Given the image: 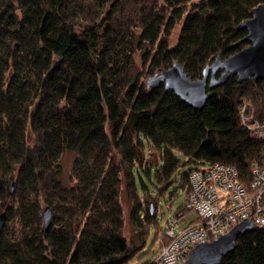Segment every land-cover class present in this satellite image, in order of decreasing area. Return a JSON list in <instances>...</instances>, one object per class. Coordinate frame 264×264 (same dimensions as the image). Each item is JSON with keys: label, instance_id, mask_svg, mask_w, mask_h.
<instances>
[{"label": "trees", "instance_id": "trees-1", "mask_svg": "<svg viewBox=\"0 0 264 264\" xmlns=\"http://www.w3.org/2000/svg\"><path fill=\"white\" fill-rule=\"evenodd\" d=\"M259 4L264 0H0V264H130L150 240L157 253L168 242L160 202L174 182L185 195L198 164L231 166L238 183L249 185L264 142L250 136L239 112L250 103L264 119V80L230 77L199 110L163 84L145 82L173 62L200 78L217 56L246 46L238 25ZM136 53L144 74L131 76ZM65 152L74 159L63 184ZM141 175L153 178L152 190ZM123 192L136 231L131 244L123 234ZM42 207L51 210L47 228ZM178 212L187 213L183 203L167 225ZM220 264H264V228L239 235Z\"/></svg>", "mask_w": 264, "mask_h": 264}, {"label": "built area", "instance_id": "built-area-1", "mask_svg": "<svg viewBox=\"0 0 264 264\" xmlns=\"http://www.w3.org/2000/svg\"><path fill=\"white\" fill-rule=\"evenodd\" d=\"M239 117L250 136L264 142V119L255 118L250 103H243ZM188 180L183 200L187 213L169 220L163 231L168 242L151 264H182L194 246L219 238L243 220L264 228V155L246 188L238 183L235 168L218 163L198 164Z\"/></svg>", "mask_w": 264, "mask_h": 264}, {"label": "water", "instance_id": "water-1", "mask_svg": "<svg viewBox=\"0 0 264 264\" xmlns=\"http://www.w3.org/2000/svg\"><path fill=\"white\" fill-rule=\"evenodd\" d=\"M238 28L246 32L242 39L247 43L246 46L225 59L217 56L204 67L200 78L190 79L184 73L183 67L178 62H173L170 68L148 78L146 86L156 88L163 84L166 90L174 92L182 102L199 110L211 97L212 90L224 84L230 77H235L239 84L264 80V4L254 7L250 11V18L241 22ZM14 187L15 183L9 187L11 194ZM41 217L43 226L47 228L51 219L49 207L43 208ZM3 225L4 213H1L0 230ZM253 229L250 221L243 220L219 238L194 246L182 264H220L222 257L234 249L236 238Z\"/></svg>", "mask_w": 264, "mask_h": 264}, {"label": "rangeland", "instance_id": "rangeland-1", "mask_svg": "<svg viewBox=\"0 0 264 264\" xmlns=\"http://www.w3.org/2000/svg\"><path fill=\"white\" fill-rule=\"evenodd\" d=\"M199 0H194V2H197ZM179 30V26L176 27L175 31L173 32L172 35V39L170 40V43H174L176 41L177 38V32ZM143 73L142 67H141V60H140V54L136 53L134 55V68L132 70V75L134 76L138 73ZM146 76H144L143 81H145ZM149 149L151 150L152 148L148 147V149H146V152H149ZM146 153V160L148 159V155ZM154 154V153H153ZM155 158L158 157V155L154 154ZM179 158L181 160H184L181 156H179ZM73 159H74V153L72 152H65L59 162L60 164V174H59V178L62 181L63 184H66L68 181V177L71 171V167H72V163H73ZM158 162H160V160L158 159ZM193 165L189 164L186 167L178 170L175 174V179L178 177V175L186 173L187 171H189L190 169H192ZM141 179L143 180V182L148 186V188L150 190H152V184H153V178L151 177L150 180L147 179L144 175H141ZM137 184L138 187L140 185L139 179L137 178ZM177 189V182H174V184L171 186L170 190H174ZM167 191L164 195V198L161 200L159 208L157 210V218L159 221V227L162 229L166 228L167 225V220L170 217V213L174 212L179 206H181V204L183 203L184 200V192H182L180 189H177L176 191V195L173 197H170V192ZM171 198V200H170ZM165 203L169 204L171 206V211H169L166 206ZM121 204H122V208H123V217H124V228H123V234L126 238V240L131 244L132 242L136 241V231L134 226L130 223L129 221V216H128V211H129V203L127 201L126 195L123 192L122 196H121ZM44 207H42L43 210ZM3 213V212H2ZM5 221V219H4ZM152 244V245H151ZM157 243H153V239L150 240V242L146 245V247L142 250V252L139 254V256H141L142 258H140V260L138 259V257H135L130 264H143V262H146L148 260H151L156 254H157Z\"/></svg>", "mask_w": 264, "mask_h": 264}]
</instances>
